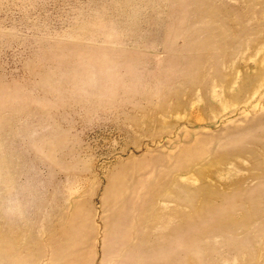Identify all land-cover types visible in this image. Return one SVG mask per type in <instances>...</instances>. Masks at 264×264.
<instances>
[{"label":"rangeland","instance_id":"374dc122","mask_svg":"<svg viewBox=\"0 0 264 264\" xmlns=\"http://www.w3.org/2000/svg\"><path fill=\"white\" fill-rule=\"evenodd\" d=\"M131 1L0 0V264H264V0Z\"/></svg>","mask_w":264,"mask_h":264},{"label":"bare ground","instance_id":"6f19581e","mask_svg":"<svg viewBox=\"0 0 264 264\" xmlns=\"http://www.w3.org/2000/svg\"><path fill=\"white\" fill-rule=\"evenodd\" d=\"M132 1H134V0H132ZM131 1V2H132ZM144 2V1H143ZM139 3V2H138ZM97 4V3H96ZM134 4V3H133ZM151 4V3H150ZM149 5V4H148ZM110 6V5H109ZM126 6V5H125ZM119 7V6H118ZM133 7H135V5H133ZM147 7V6H146ZM94 8V7H93ZM110 8V7H109ZM114 8V7H113ZM128 8V7H127ZM145 8V7H144ZM120 9V8H119ZM141 9H143V7H141ZM140 9V10H141ZM127 10H129V9H127ZM140 10H138V11H140ZM147 10V9H146ZM111 11V10H110ZM123 10H121V12H122ZM113 12H115V11H113ZM124 12H125V10H124ZM129 12V11H128ZM146 12V11H145ZM126 13V12H125ZM142 14V13H141ZM144 14V13H143ZM117 15V14H116ZM126 15V14H125ZM144 15H146V13L144 14ZM126 17V16H125ZM140 17V16H139ZM115 18V17H114ZM118 19V18H117ZM125 19V18H124ZM128 19V18H127ZM141 19H144V18H141ZM148 19V18H147ZM120 21V20H119ZM135 21V20H134ZM138 21V20H137ZM136 21V22H137ZM124 22V21H123ZM70 23V22H69ZM126 23H128V21L126 22ZM119 24H121V23H119ZM132 24V23H131ZM140 24V23H139ZM122 25V24H121ZM134 25V24H133ZM124 26V25H123ZM129 26V25H128ZM127 27V26H126ZM148 27V26H147ZM151 27V26H150ZM120 28V27H119ZM143 28V27H142ZM130 29V28H129ZM136 29V28H135ZM136 31H137V29H136ZM66 32V31H65ZM83 32V31H82ZM143 33H145V31H142ZM125 33H126V31H125ZM135 33V32H134ZM137 33V32H136ZM139 33V32H138ZM137 33V34H138ZM65 34V33H64ZM127 34V33H126ZM131 35V34H130ZM137 36V35H136ZM139 36H141V35H139ZM146 36V35H145ZM88 38V37H87ZM126 38V37H125ZM138 37H136V39H137ZM123 39V38H122ZM99 40V39H98ZM135 41V40H134ZM133 41V42H134ZM137 44V43H136ZM139 46H141V45H139ZM37 56V55H36ZM35 61V60H34ZM47 63H49V62H47ZM28 76V75H27ZM15 77V76H14ZM32 78V77H31ZM12 85V84H11ZM68 85H69V83H68ZM27 87V86H26ZM29 88V87H28ZM35 91V90H34ZM48 95V94H47ZM5 170V169H4Z\"/></svg>","mask_w":264,"mask_h":264}]
</instances>
